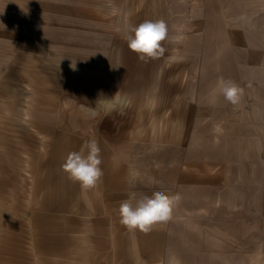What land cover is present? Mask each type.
Segmentation results:
<instances>
[{"label":"rangeland","instance_id":"obj_1","mask_svg":"<svg viewBox=\"0 0 264 264\" xmlns=\"http://www.w3.org/2000/svg\"><path fill=\"white\" fill-rule=\"evenodd\" d=\"M145 20L169 29L147 62ZM88 140L83 191L60 165ZM130 191L181 200L129 232ZM0 264H264V0H0Z\"/></svg>","mask_w":264,"mask_h":264},{"label":"clouds","instance_id":"obj_2","mask_svg":"<svg viewBox=\"0 0 264 264\" xmlns=\"http://www.w3.org/2000/svg\"><path fill=\"white\" fill-rule=\"evenodd\" d=\"M124 39L128 48L136 53L141 61L147 62L165 54L166 49L162 42L169 40V29L163 20H145L139 25L127 26L124 30ZM70 67L76 70V63ZM213 94L222 95L227 102L238 105L244 89L231 79L221 78ZM100 153L101 148L96 140L85 141L79 151L67 154L60 165L61 171L70 181L78 183L83 191H88L96 187L104 175L100 167L102 163ZM180 200L181 196L178 193L156 191L148 196L130 191L118 208L119 222L129 232L138 230L148 233L156 224L172 218Z\"/></svg>","mask_w":264,"mask_h":264}]
</instances>
